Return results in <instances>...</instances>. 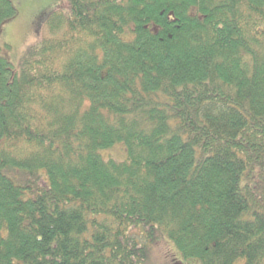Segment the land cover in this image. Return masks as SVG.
Instances as JSON below:
<instances>
[{
  "label": "trees",
  "instance_id": "16d2710c",
  "mask_svg": "<svg viewBox=\"0 0 264 264\" xmlns=\"http://www.w3.org/2000/svg\"><path fill=\"white\" fill-rule=\"evenodd\" d=\"M66 1L0 46V264H264V0Z\"/></svg>",
  "mask_w": 264,
  "mask_h": 264
},
{
  "label": "rangeland",
  "instance_id": "374dc122",
  "mask_svg": "<svg viewBox=\"0 0 264 264\" xmlns=\"http://www.w3.org/2000/svg\"><path fill=\"white\" fill-rule=\"evenodd\" d=\"M12 1L17 8V15L2 24L0 46L2 56L19 64L27 56L25 54L29 47L41 44L50 36L47 18L55 12L68 15L69 6L66 0ZM121 149L117 147L110 152L120 160L125 156V149ZM160 237L162 239L153 244L148 260L143 264H201L199 258L183 257L166 233H161Z\"/></svg>",
  "mask_w": 264,
  "mask_h": 264
}]
</instances>
